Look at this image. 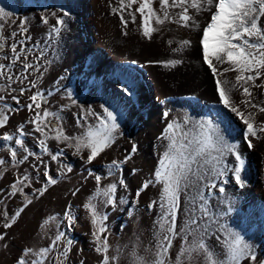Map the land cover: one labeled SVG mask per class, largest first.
I'll return each mask as SVG.
<instances>
[{"label":"rangeland","instance_id":"obj_1","mask_svg":"<svg viewBox=\"0 0 264 264\" xmlns=\"http://www.w3.org/2000/svg\"><path fill=\"white\" fill-rule=\"evenodd\" d=\"M81 1L0 0V8L10 13L9 17L0 19L5 37L4 47L0 50V63L12 64L11 44L17 43L18 51L21 47L32 49L27 53L28 62L39 66V72L29 70L31 74L23 83H10L0 77V87L4 89L0 91V95L5 97L0 102V108L7 104L10 109L6 110V124L0 127V159L5 160V164L0 165V234H5V238L0 240V264H17L25 248L48 246L58 232H64L65 237L49 254L46 264H101L103 253L96 251L99 246L93 236L96 228L91 222V212L85 205L95 195L98 187H106L111 183H117L116 205L101 207V202L105 199L103 196L93 201L99 212L106 213L108 217L105 221L107 232L102 235L107 236V255L110 258L117 257L115 261L110 260V264H133V250L146 259L153 258L159 239L156 221L160 209L158 206L149 208V204L158 200L161 185L151 184L140 193L139 198L136 193L146 180L153 178L151 170L150 175H146L149 171L145 174L143 172L149 170L148 167L158 165L157 160L166 143L161 141V133L168 123L173 120L182 122L185 115L194 119H213L230 143L240 144L245 160L242 170L245 186L241 188L229 174L225 192L220 193L218 188L214 189L209 198V206L214 213L232 208L220 223L239 231L245 237L256 254L255 264H259L264 260V151L247 147L242 138L245 125L219 102L215 78L204 63L200 44V31L207 19L200 16L194 18L199 27L189 26L184 31L179 26H170L169 41L173 44L168 41L165 47L155 49L151 41L141 39L137 34V24L130 27L134 22L128 10L123 13L127 14L124 19L129 23L126 28L121 22L120 11H112L113 8L119 9V0H94V4H89L98 23L94 31L84 17L89 12L85 11ZM64 12L68 13L64 17L65 24L57 25V18ZM45 19L47 23L44 22ZM138 21L141 24L140 18ZM21 26L27 31H22ZM54 26L60 29L59 34L53 30ZM124 31L127 35L122 34ZM12 32L17 35L12 37ZM162 33L160 31L154 36L156 42ZM21 40H24L23 45L19 43ZM183 40H190L191 45L181 52H173ZM41 52L44 53L42 57ZM170 59H181L183 62L175 67H165L163 63H159ZM6 71L14 77L19 76L23 71L21 62L17 61ZM234 77L235 73L230 72L225 78L234 81ZM31 80H37V87L21 95L19 89L27 88ZM262 80V77L257 79L256 84H260ZM124 88L128 92H124ZM261 90L264 92V87L252 89L258 104L264 102ZM36 91L43 93L47 100L45 104L38 98L42 108L46 107L49 111L60 114L59 123L69 137L81 136L87 125L98 124L96 116L87 114L88 109L100 116L105 115L103 107L116 112L120 128L114 142L92 162H88V149H82L78 153L75 147L69 146L73 141L55 139L56 130L53 128L46 130L48 137L45 142L49 151L43 152L39 141L45 137L36 132L35 125L30 123L34 111L27 108L31 103L29 97ZM49 92L52 95H48ZM237 94L238 92H233V100ZM12 96L19 98V104ZM165 99L166 106L163 104ZM72 100L76 103L73 104ZM155 109L159 111L158 115L151 113ZM167 112L168 117L164 115ZM81 117H86V120L82 119L78 125L77 120ZM257 121L259 125L264 122V113ZM21 125L24 126L25 133L22 137L24 148L35 153L22 164L13 162L11 150H18L17 160L27 153L13 141L4 139L5 133L21 138L17 136ZM134 145L136 152L132 153ZM58 150H62V155L53 161L49 153L55 154ZM127 156L130 159L123 162ZM113 160L123 163L119 168L109 169L108 165ZM228 160L235 163L231 156ZM45 165L49 175L57 183L49 185L47 191L40 195L35 190L42 188L47 182ZM68 168H71L70 172L67 171ZM23 176H28L30 183L25 182L28 186L23 188V192L11 195V186L18 177ZM96 176L102 177L99 186ZM121 179L124 185L119 184ZM25 196L32 201L26 207ZM185 202L186 197L182 194L178 230L186 221ZM21 207L24 210L16 222L11 227L4 228L6 218L3 213L6 211L11 217ZM65 212H70L73 216L71 224ZM49 217H55V220H49ZM46 220L49 222L45 225ZM67 240H71L72 244L65 258L60 256V252ZM212 243L219 251L220 246L215 237L212 238ZM183 246L182 237L177 236L169 250L168 264H175ZM241 264L252 262L245 259Z\"/></svg>","mask_w":264,"mask_h":264},{"label":"snow or ice","instance_id":"obj_2","mask_svg":"<svg viewBox=\"0 0 264 264\" xmlns=\"http://www.w3.org/2000/svg\"><path fill=\"white\" fill-rule=\"evenodd\" d=\"M160 8H153V0H119V9L113 8L115 13L120 11L121 22L124 27H127L128 21L124 19V11L131 9L133 5H138L135 12L130 13L132 22H135V13H140L143 17L142 29L145 37L151 38L152 34L159 31L158 27L152 26V21L156 25H162L166 21L173 19L170 9H180L176 14V23L184 27H199L195 22L194 16L190 15V9L194 12L208 11L210 12V21L206 27L202 29L203 35L200 40L202 45V53L204 63L207 64L215 78L216 91L218 93L219 102L234 113L243 124L246 130L243 133L244 141L249 149L254 148L253 140L264 139V122L260 125L254 124V114L250 109H258L259 112H264V102L257 104L254 101L252 88L264 87V80L260 84H256V80L264 77V0H158ZM214 9V10H213ZM145 10H147L145 12ZM55 15V13H53ZM68 13L64 12L62 16L57 18V25L65 24L64 17ZM10 13L4 8H0V19L7 18ZM47 23V20L44 21ZM22 27V31H27ZM59 34L60 29L54 26L53 29ZM3 24H0V50L4 47L5 37L2 34ZM123 35H127L124 31ZM16 32H12L11 36L15 37ZM27 39H30L28 37ZM21 45L24 40L19 41ZM169 43H172L169 41ZM191 45L190 40H183L180 46L173 49V52H181L185 47ZM13 53L12 64L20 61L23 71L19 76L13 77L9 75L6 69H10L12 64L5 65L0 63V77L5 78L10 83H23L28 80L29 70L39 72V66L28 62L27 53L32 49L21 47L17 50V43L11 44ZM23 55V60L21 56ZM43 52L40 53L42 57ZM40 57H37L39 59ZM181 59H170L162 61L165 67H175L181 64ZM229 72H234L233 80L226 77ZM43 75V73H41ZM39 79V77H37ZM37 87V80H31L28 87H21L19 92L23 95L26 91ZM4 89L0 87V91ZM15 91V89H12ZM128 92L127 88L123 89ZM233 92H239L244 99L236 103L232 99ZM48 95H52L51 92ZM71 96V94H69ZM47 103L43 93L36 91L30 97L31 103L27 105L29 111H34L33 119L30 123L35 125V131L41 133L45 139L40 140L39 144L43 152H48L46 139L48 131L55 128V139L64 141H73L70 147H75L79 153L82 149H88V162H92L106 148H108L115 140L116 134L120 128L118 123V115L116 112L103 107L104 116L94 113L88 109V115L97 117L98 124L87 125L86 131L78 137H69L64 132L60 125L61 116L57 112H51L48 108H42L41 103ZM12 99L19 104V98L12 96ZM5 97L0 95V102H3ZM75 104L76 101L72 100ZM67 107V106H65ZM6 110H10L7 104L0 108V127H3L8 115ZM165 116L168 113H164ZM53 117L54 119H48ZM86 120V117H81L77 120V124H81V120ZM23 125L20 126L17 136L5 133L4 139L13 141L15 145L27 153L17 160L18 150H11V157L14 163H24L29 159V156L35 155L24 148ZM48 130V131H46ZM161 141H166L164 151L158 160V166L153 173V178L146 180L142 187L137 190L136 196L139 198L140 193L148 188L151 184L161 185L158 200H154L149 204V208L159 207L160 213L156 221L158 228L159 239L155 245V256L146 259L132 252L133 264H168L169 250L172 248L173 240L177 236H181L184 241V246L181 247L179 255L175 259V264H241L245 259H248L255 264L257 257L253 251V246L245 239L239 231L231 229L228 225L220 223V220L232 211L228 207L227 211L218 213L212 212L209 206V198L212 191L218 188L220 193L225 192V185L228 183L229 174L234 178L237 185L241 188L245 186V181L242 178V170L245 160L240 151L239 142H229L222 134L220 126L213 119H194L185 115L182 122L173 120L168 123L160 136ZM136 152L135 145L132 148V153ZM53 161L57 160L62 155V150H58L55 154H51ZM234 158L235 163H230L228 157ZM37 159H39L37 157ZM130 156L125 157L126 162ZM120 161L113 160L108 165L109 169L119 168ZM43 163V161H40ZM5 160L0 159V165H4ZM67 171H71L68 168ZM2 175V173H0ZM44 175L47 177L46 184L35 191L43 195L49 185H55L57 180L52 178L45 165ZM97 185H100L101 176H96ZM25 182L30 183L28 176L18 177L13 183L11 195L17 192H23V188L28 186ZM120 185H124V181H119ZM126 187V185H125ZM117 191V183H111L106 187H98L96 193L90 198L89 203L85 205L91 212L92 224L96 228L93 232L94 238L98 241L99 246L96 251L103 253L101 264H110V260L115 261L117 257H109L107 236L102 235L107 232L105 221L107 214H101L97 205L93 203L97 197L103 196L105 199L101 202V207L115 206ZM75 194V193H73ZM186 197V221L183 227L177 229V220L181 211V195ZM32 201L25 196L26 207ZM121 203H124L121 200ZM24 208L18 209L11 217L5 211L3 216L6 222L4 228H9L14 224ZM65 216L71 224L73 216L70 212H65ZM49 220H55V217H49ZM48 220L44 224H48ZM44 225H42L43 227ZM65 237L64 232H58L50 244L38 249L25 248L22 255L18 258L17 264H46L49 254L58 247L59 242ZM215 237L220 250L212 243V238ZM5 238V234H0V240ZM71 240H67L63 246L60 256L67 257L70 251ZM31 257V259H29ZM59 259V257H57ZM259 264H264V260Z\"/></svg>","mask_w":264,"mask_h":264},{"label":"bare ground","instance_id":"obj_3","mask_svg":"<svg viewBox=\"0 0 264 264\" xmlns=\"http://www.w3.org/2000/svg\"><path fill=\"white\" fill-rule=\"evenodd\" d=\"M7 1H9V0H7ZM13 1H17V0H13ZM89 0H82L81 2H82V4L85 6V11L86 12H89V13H87L88 15H85L84 17L86 18V20H87V23L89 24V26H90V28L91 29H93V31L98 27V23H97V20L94 18V13H93V10H92V7H90L89 6V4L90 3H92V4H94V0H90V2H88ZM96 1V0H95ZM100 1V0H99ZM115 1V0H114ZM80 2V3H81ZM89 7H88V6ZM91 5V4H90ZM136 7H138V5H133L132 6V8L131 9H128V11H129V15H130V13H131V11H132V9L134 10V12H135V8ZM153 8L154 9H159L160 8V5H159V2H158V0H153ZM147 10H145V12H146ZM170 11V13H171V15H172V17H173V19L171 20V21H166L164 24H162V25H156L155 24V21L153 20L152 21V26H154V27H158L159 28V31H156V32H154L153 34H152V36H151V38H148V37H145L144 35H143V29H142V22H143V17L141 16V14L140 13H135V15H136V20H135V22L134 23H132L131 24V26L130 27H133V24H137V26L135 27L136 29H137V34L140 36V38L141 39H146L147 41H151L152 42V47L153 48H155V49H159V48H161V47H165L167 44H168V41L170 40V36H169V28H170V26H179V27H181L182 28V30L184 31L187 27H184V26H182L181 24H179V23H176L175 22V20H176V14L180 11V9H170L169 10ZM207 12L208 11H201V12H194L193 10H191L190 9V15H193L194 16V18H196V17H203V19H207V21L205 22V24L202 26L203 28L204 27H206V25H207V22H209L210 21V18H211V16H210V14H207ZM124 15V18H126L125 16L127 15V14H123ZM98 16V15H97ZM130 17V16H129ZM138 18H140V22H141V24L139 23V21H138ZM126 20V19H125ZM100 23V22H99ZM127 25H129V23L127 24ZM129 27V26H128ZM130 30V29H129ZM133 30V29H132ZM160 31H163V33L159 36V39H158V41L156 42L155 40H154V36H156ZM169 31V32H168ZM187 32V31H186ZM201 32V36L203 35V32H202V30L200 31ZM96 33V32H95ZM97 37V36H96ZM172 37V36H171ZM158 38V37H157ZM173 44V43H172ZM202 46V45H201ZM88 53V52H87ZM88 55V54H87ZM149 68H150V66H149ZM144 71V75H146V72H145V70H143ZM126 72H127V70H126ZM230 73V72H229ZM14 77V76H13ZM223 78H225V77H223ZM263 79H264V77H262ZM222 79V78H221ZM253 89V88H252ZM147 90L149 91V89H148V87H147ZM260 95H261V97L262 96H264V92L261 90V93H260ZM259 95V96H260ZM233 98V97H232ZM150 99V98H149ZM167 99V98H166ZM166 99H165V102L163 103V104H165L164 106H166V104H167V101H166ZM169 99V98H168ZM242 99H244V97H242L241 95H240V93L238 92V94H237V97L234 99V101L236 102V103H239L240 102V100H242ZM261 99V98H260ZM263 99V98H262ZM254 101H255V103H257L258 104V102L254 99ZM150 105V104H149ZM168 105H171V104H168ZM190 107L192 106L191 104L189 105ZM189 107V108H190ZM166 109V107L164 108V110ZM194 109V108H193ZM156 110V109H155ZM250 111L254 114V124L255 125H259L258 123V117L259 116H261L264 112H259L258 111V109L257 110H255V108H253V109H250ZM159 112V111H158ZM158 112H157V110L155 111V112H151L152 114H154V115H158ZM168 113V112H167ZM169 115H167V117H168ZM172 117V116H171ZM229 125V124H228ZM246 130V126H245V129H244V131ZM244 133V132H243ZM242 138H244L243 137V135H242ZM239 139V138H238ZM253 143H254V145H255V149H261V150H263L264 151V149H262L263 147H264V139H260V140H253ZM156 157H159V156H156ZM140 159V158H139ZM262 159H263V157H262ZM141 160V159H140ZM137 161H139V160H137ZM158 161V160H157ZM156 161V162H157ZM143 163V162H142ZM141 163V164H142ZM264 163V162H263ZM144 165V164H143ZM146 166H147V164H146ZM146 166H143V167H146ZM151 166V165H150ZM156 166H158V165H156L155 164V167ZM155 167H148V169L149 170H145L144 172H143V174H145V173H147L148 171H149V174H146V175H150V170H151V173H152V176H153V173H154V171H155ZM147 168V167H146ZM145 168H143V170H144ZM141 170H142V168H141ZM138 172V171H137ZM141 171H139V173H140ZM141 174V173H140ZM140 174L138 175V176H140ZM264 174V173H263ZM145 175V176H146ZM143 177H144V175H143ZM146 178V177H145ZM144 178V179H145ZM252 182V181H251Z\"/></svg>","mask_w":264,"mask_h":264}]
</instances>
